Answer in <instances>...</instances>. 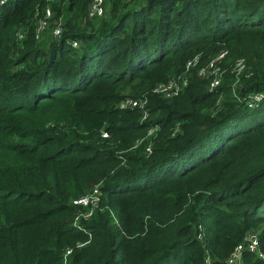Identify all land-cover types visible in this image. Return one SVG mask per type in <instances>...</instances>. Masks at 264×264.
I'll list each match as a JSON object with an SVG mask.
<instances>
[{
	"label": "trees",
	"instance_id": "1",
	"mask_svg": "<svg viewBox=\"0 0 264 264\" xmlns=\"http://www.w3.org/2000/svg\"><path fill=\"white\" fill-rule=\"evenodd\" d=\"M89 1L0 2V264H225L249 230L264 253V0H105L96 18ZM221 51L208 88L196 68Z\"/></svg>",
	"mask_w": 264,
	"mask_h": 264
},
{
	"label": "built area",
	"instance_id": "2",
	"mask_svg": "<svg viewBox=\"0 0 264 264\" xmlns=\"http://www.w3.org/2000/svg\"><path fill=\"white\" fill-rule=\"evenodd\" d=\"M49 2H53L55 0H47ZM3 2V0H0ZM105 7V0H90L87 5V17L88 18H96L103 14ZM51 7L47 4L44 8L43 17H41L37 22L36 28V38L40 32H42L48 23V19L51 17ZM52 34L54 37H58L61 34V26L57 24ZM23 37V33L21 30L17 32V38L21 39ZM72 46H76L75 42L71 43ZM225 55V51H221L216 54L211 59L205 61L203 64L196 68V73L201 78L208 79V88H213L217 86L221 79L222 68L219 66L220 61L223 59ZM198 62V56H193L192 58L188 59L185 62L184 69L188 71L190 68L195 66ZM243 69V62L242 60H237L233 64V70L235 74H238ZM186 77L185 75H181L177 78H170L165 82L158 83L154 88L153 92L161 94L163 97H170L172 95L177 94L181 87L185 84ZM261 95L259 93H253L248 95V100L246 101L247 107H251L252 104L259 100ZM145 98H131V97H124L120 99L116 106L120 109L130 108V107H137L142 109V117L146 115L145 109ZM152 128L149 129L146 133V136L152 133ZM102 137L106 136L105 132H102ZM141 140V139H140ZM139 141H136L138 143ZM145 155L150 152V144L147 143L144 146ZM100 201V191L97 185L93 186L88 192L83 195H80L71 200V204L78 207L74 218L72 220L73 225H77L79 227L80 222L86 221L90 218L93 212L98 207ZM87 238H89V234H87ZM83 242H77L76 246H81ZM243 251H248L253 253L258 258L264 260V253L258 250V241H257V234L255 231L249 230L247 231L242 239L234 246L230 254L223 260L225 264H242L241 262V254ZM70 254V248H68L64 255L63 260L64 264L68 263V255ZM208 258H204V263H208Z\"/></svg>",
	"mask_w": 264,
	"mask_h": 264
},
{
	"label": "rangeland",
	"instance_id": "3",
	"mask_svg": "<svg viewBox=\"0 0 264 264\" xmlns=\"http://www.w3.org/2000/svg\"><path fill=\"white\" fill-rule=\"evenodd\" d=\"M252 106H254V105L252 104ZM252 106H251V107H252Z\"/></svg>",
	"mask_w": 264,
	"mask_h": 264
}]
</instances>
